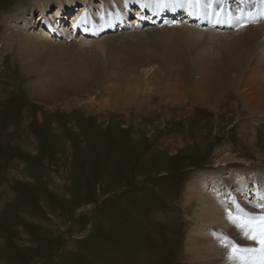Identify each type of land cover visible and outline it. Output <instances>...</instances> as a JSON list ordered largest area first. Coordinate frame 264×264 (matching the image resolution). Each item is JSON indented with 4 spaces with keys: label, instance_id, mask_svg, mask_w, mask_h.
<instances>
[{
    "label": "rangeland",
    "instance_id": "1",
    "mask_svg": "<svg viewBox=\"0 0 264 264\" xmlns=\"http://www.w3.org/2000/svg\"><path fill=\"white\" fill-rule=\"evenodd\" d=\"M31 1L0 0V264H189L186 240L201 226L189 183L228 168L264 182V119L233 93L216 109L165 103L171 60L160 50H187L199 43V31L232 27L208 19L217 15L214 6L204 8L203 21L166 16L126 36L150 56L148 75H166L138 103L109 93L121 80L98 45L109 34L102 29L78 33L72 44L101 54L106 72L99 84L35 88L39 74L22 65L17 44L10 46L14 30L7 31ZM144 67L129 74L146 77ZM226 156L233 159L216 164ZM257 196L264 204V191ZM245 209L262 214L254 205Z\"/></svg>",
    "mask_w": 264,
    "mask_h": 264
},
{
    "label": "bare ground",
    "instance_id": "2",
    "mask_svg": "<svg viewBox=\"0 0 264 264\" xmlns=\"http://www.w3.org/2000/svg\"><path fill=\"white\" fill-rule=\"evenodd\" d=\"M214 6L217 15L208 19L214 23L217 18L225 20L224 24L232 29L220 33L201 30L198 33L202 36L196 38L199 43L187 50L179 44L165 46L166 50L160 51H166V58L171 60L169 77L161 69L148 75L150 70L144 66L151 60L150 56L146 59L141 53L142 46L125 41L126 36L140 30L148 21L166 16L170 17L166 20H174L181 14L186 21H203L205 12H211ZM204 8L199 0H32L12 16L7 31L14 30L10 46L17 44L22 65L39 74L35 88L65 80L71 85L99 84L106 72L101 54L93 47L92 50L86 47L81 53L72 44L76 34L88 35L102 29L109 34L106 43L101 46L99 41L98 45L106 49L107 62L112 64L110 70L118 72L121 80L109 92L117 95V100L123 95L136 102L144 100L157 90L151 89V83L159 87L165 75L171 81L161 90V98L169 105L190 101L216 109L233 93L242 101L244 110L264 119V0H221L219 7L209 0L208 11L204 12ZM134 13L137 15L129 24ZM252 17L261 18L262 22L255 24L257 19ZM206 36L207 39L203 38ZM87 51L90 52L87 54ZM142 66L148 76L129 74L141 71ZM228 159L233 157L226 156L216 164L227 163ZM237 169L228 168L218 178L207 175L198 183H189L190 197L200 203L195 219L201 224L190 231L186 240L185 256L189 264H261L264 261V255L259 252L260 243L245 237L227 216L228 211L235 213L236 203L244 209L256 205L257 192L264 191V182L259 176H252L250 170L239 172ZM245 210L251 213L250 209ZM223 237L234 241L239 248L257 251L233 255L232 245L226 248L228 241Z\"/></svg>",
    "mask_w": 264,
    "mask_h": 264
},
{
    "label": "snow or ice",
    "instance_id": "3",
    "mask_svg": "<svg viewBox=\"0 0 264 264\" xmlns=\"http://www.w3.org/2000/svg\"><path fill=\"white\" fill-rule=\"evenodd\" d=\"M202 2L205 7H208L209 0H199ZM212 2L219 7L221 0H212ZM167 5H165L166 7ZM183 7V5H179ZM258 17H252V20L257 19ZM227 21L221 20L219 18L216 19V23H226ZM255 207L261 208L262 214L257 216L254 213L247 212L244 208L240 206L239 203H236L235 213L232 211L227 212V216L230 222L240 229L243 235L249 239L254 241H258L261 245L259 252L261 255H264V204L257 203L254 205ZM224 240L228 241L224 246L227 248L229 245L233 247V255H236L241 252H256L257 249H242L235 245L234 241H231L228 237H223ZM247 264V262H246ZM261 264H264V261H261Z\"/></svg>",
    "mask_w": 264,
    "mask_h": 264
}]
</instances>
